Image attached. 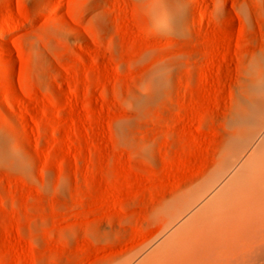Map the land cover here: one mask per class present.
<instances>
[{"label": "rangeland", "instance_id": "1", "mask_svg": "<svg viewBox=\"0 0 264 264\" xmlns=\"http://www.w3.org/2000/svg\"><path fill=\"white\" fill-rule=\"evenodd\" d=\"M175 1L0 0V264H147L255 163L264 0Z\"/></svg>", "mask_w": 264, "mask_h": 264}, {"label": "bare ground", "instance_id": "2", "mask_svg": "<svg viewBox=\"0 0 264 264\" xmlns=\"http://www.w3.org/2000/svg\"><path fill=\"white\" fill-rule=\"evenodd\" d=\"M172 3L176 4V1L172 0ZM262 141L263 142H261L260 146L259 147L257 146L255 152L250 156L251 159L253 158L252 160H254L255 163H252L253 165H251L250 163L251 166L249 165L250 167L247 170H245L246 173L245 172L235 173L223 185V187L213 197V199L192 218L191 226L189 227L187 234L182 235L183 238L179 236V238L181 237L179 241L177 240L174 243L170 242L171 243L170 246L168 244H167L168 246H165L164 244L166 248L162 250L159 254L157 252L158 256L155 257L153 256V258L149 259V261L146 262L147 264H169V262L170 264H172L173 262L171 263V259L175 258L176 256L178 257L181 256L185 258L188 253H189L188 255H190L192 254V252H195L197 250L201 251L200 249H202L201 251L202 256L206 255L205 254L206 252L203 253L204 250L207 251L205 248L203 249L204 246L212 250L211 247L209 246L211 245L212 241H214L215 244L218 245L222 243L223 240L225 242L226 236L225 239L223 237H219L220 234H222V232L231 229V232L234 233L235 227L242 228L243 226L241 227V224L243 222L245 223L246 226H248L247 224H249L250 226L252 220L250 221L249 219L251 218L256 219L258 218L257 216H262L264 214V140ZM263 219L264 218H262V221ZM244 223L242 225H244ZM245 225L242 230H246ZM254 225H258V224H254ZM254 225L251 224L250 228L253 227ZM259 226H254V227H259ZM227 234L231 236V233H227ZM263 234L264 232H262L260 238L262 237ZM239 235L241 236V234H238V236ZM233 236L234 235L232 234L231 237L233 238ZM218 238H221L222 240L221 242L219 241V243L218 240H216ZM260 238L258 237V239ZM261 239L264 241L263 237ZM258 248L260 251L257 252L258 254L255 253L256 257L257 255L259 256L261 252L260 248H262L264 254V246H262L261 244V246ZM258 248L254 249L253 251L256 250L258 251ZM198 253L196 256H198ZM188 255H187V259H188ZM193 255L194 254H192L191 256ZM248 255L251 254L248 253ZM207 256H209V252L207 253ZM261 257L264 258L263 255ZM143 262L145 263V261ZM143 262L141 264H143ZM189 262H191L190 259ZM175 263L178 264L177 261H175L174 264ZM180 264L182 263L180 262Z\"/></svg>", "mask_w": 264, "mask_h": 264}]
</instances>
